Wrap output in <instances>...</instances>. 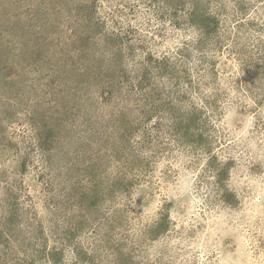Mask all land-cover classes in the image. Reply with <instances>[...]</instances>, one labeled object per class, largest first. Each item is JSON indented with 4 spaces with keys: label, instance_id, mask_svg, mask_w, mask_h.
<instances>
[{
    "label": "rangeland",
    "instance_id": "1",
    "mask_svg": "<svg viewBox=\"0 0 264 264\" xmlns=\"http://www.w3.org/2000/svg\"><path fill=\"white\" fill-rule=\"evenodd\" d=\"M0 264H264V0H0Z\"/></svg>",
    "mask_w": 264,
    "mask_h": 264
}]
</instances>
